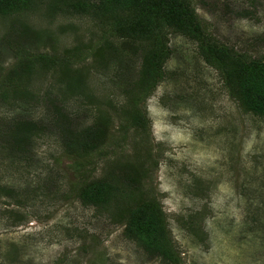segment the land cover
<instances>
[{
    "label": "rangeland",
    "instance_id": "1",
    "mask_svg": "<svg viewBox=\"0 0 264 264\" xmlns=\"http://www.w3.org/2000/svg\"><path fill=\"white\" fill-rule=\"evenodd\" d=\"M191 4L216 41L248 58H264V0ZM245 12L250 16L237 15ZM44 13L40 8L22 16L44 34L38 50L84 67L94 102L89 106L69 93L61 102L64 89L53 71L23 80L33 94L28 102H0V187L13 192L12 199L0 198V264H161L127 240L121 224L106 212L83 207L70 191L80 175L71 169L51 129L52 101L85 124L97 114V104L104 109L111 102L107 161L135 155L145 159L138 144L147 141L157 166L145 184L160 200L180 264H264V120L237 106L193 42L169 35L166 77L143 104L150 128L142 133L124 130L119 119L130 78L122 73L114 79L115 66L96 64L90 49L82 47L108 37V27L85 15L50 18ZM9 24L10 18H0V42L12 37ZM74 47L81 52L64 53ZM12 62L8 53H1L3 70ZM22 119L43 129L32 136L26 152L9 150V127ZM90 161L92 172L96 160ZM101 167L92 177L99 176Z\"/></svg>",
    "mask_w": 264,
    "mask_h": 264
},
{
    "label": "trees",
    "instance_id": "2",
    "mask_svg": "<svg viewBox=\"0 0 264 264\" xmlns=\"http://www.w3.org/2000/svg\"><path fill=\"white\" fill-rule=\"evenodd\" d=\"M40 8L50 18L85 15L109 28H106L108 37L82 47L90 49L96 64L114 65V79L122 73L130 78L131 89L123 90L126 102L121 109V120L117 116L120 128L141 133L149 130L150 121L143 104L166 77L165 65L171 56L169 35L193 42L199 58L217 72L237 106L244 113L264 120V58H248L245 53L212 38L195 14L191 0H0V18H10L12 36L0 42V55L6 52L13 60L8 68L0 67V102H28L33 94L25 88L23 80L28 81L39 72L53 71V76L58 75L59 88L64 89L60 93L61 102L65 101L62 95L69 93L93 105L94 100L87 93L85 68L75 67L69 57L59 59L53 52L38 50L44 34L28 25L22 16ZM237 15L247 18L249 13ZM65 31L61 28V33ZM80 52V48L74 47L64 53L74 56ZM53 104L52 101L51 129L70 159L71 169L80 175L70 187L80 204L106 212L123 226V236L136 243L149 258L161 264H180L160 200L145 184L157 166L149 156L147 141L141 140L143 146L138 144V149L142 147L141 151L147 155L145 159L135 155L133 159L118 157L107 161L104 147L111 137V102L107 101L104 109L97 104V114L89 124L79 121L73 112L67 113L63 104L62 107ZM9 129L7 148L26 152L32 136H37L43 127L22 119ZM93 158L95 170L102 163L98 177H92L94 169L88 171ZM12 195L11 189L0 187V198L12 199Z\"/></svg>",
    "mask_w": 264,
    "mask_h": 264
}]
</instances>
